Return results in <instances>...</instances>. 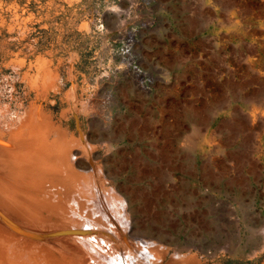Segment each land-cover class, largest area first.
Returning <instances> with one entry per match:
<instances>
[{
	"label": "rangeland",
	"instance_id": "rangeland-1",
	"mask_svg": "<svg viewBox=\"0 0 264 264\" xmlns=\"http://www.w3.org/2000/svg\"><path fill=\"white\" fill-rule=\"evenodd\" d=\"M0 3L5 24L30 18L25 43L34 40L37 53H50L63 91L75 85L79 94L83 78L93 86L100 77L114 89L115 111L129 85L133 107L143 103L152 119L161 113L163 190L156 199L152 177L141 183L150 213L136 217V227L161 231L174 246L191 237L193 248L216 250L207 264H264V0ZM58 98L55 118L67 108ZM154 136L151 130L148 153Z\"/></svg>",
	"mask_w": 264,
	"mask_h": 264
},
{
	"label": "bare ground",
	"instance_id": "bare-ground-1",
	"mask_svg": "<svg viewBox=\"0 0 264 264\" xmlns=\"http://www.w3.org/2000/svg\"><path fill=\"white\" fill-rule=\"evenodd\" d=\"M17 17L0 20V264H207L216 250L136 227L150 213L141 183L152 177L156 199L163 190L161 113L133 107L129 85L115 111L114 89L100 77L93 86L83 78L79 94L75 85L63 91L50 53L25 43L30 18ZM57 95L67 108L55 118Z\"/></svg>",
	"mask_w": 264,
	"mask_h": 264
},
{
	"label": "built area",
	"instance_id": "built-area-1",
	"mask_svg": "<svg viewBox=\"0 0 264 264\" xmlns=\"http://www.w3.org/2000/svg\"><path fill=\"white\" fill-rule=\"evenodd\" d=\"M131 67L136 74H140L143 76L142 83H144L147 87L151 86L152 79H150V77H148V75L142 71V68L140 66H138L137 64H131Z\"/></svg>",
	"mask_w": 264,
	"mask_h": 264
}]
</instances>
